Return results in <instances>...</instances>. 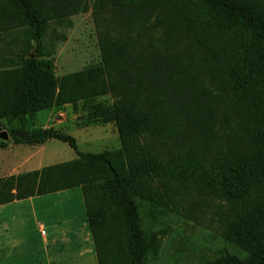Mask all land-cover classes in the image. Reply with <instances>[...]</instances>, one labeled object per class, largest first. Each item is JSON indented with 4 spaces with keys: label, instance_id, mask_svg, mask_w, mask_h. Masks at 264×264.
<instances>
[{
    "label": "trees",
    "instance_id": "16d2710c",
    "mask_svg": "<svg viewBox=\"0 0 264 264\" xmlns=\"http://www.w3.org/2000/svg\"><path fill=\"white\" fill-rule=\"evenodd\" d=\"M89 10L101 63L59 77L31 55L0 70L14 142L77 154L0 178V205L81 188L98 264H147L146 217L192 193L223 208L219 264H264V0H0V33L43 39L50 22ZM80 103L116 126L121 150L83 153L66 132L26 130L39 112Z\"/></svg>",
    "mask_w": 264,
    "mask_h": 264
},
{
    "label": "rangeland",
    "instance_id": "374dc122",
    "mask_svg": "<svg viewBox=\"0 0 264 264\" xmlns=\"http://www.w3.org/2000/svg\"><path fill=\"white\" fill-rule=\"evenodd\" d=\"M31 55L52 60L59 77L101 63V50L92 11L50 22L43 39L38 37L34 28H17L0 33V70L21 67ZM97 101L110 104L114 99L106 95L99 97ZM51 111L60 113L58 116L65 119L60 131L77 140L80 152L101 153L122 149L116 126L93 121L91 110L85 109L82 103L77 108L66 105L54 107ZM47 115L48 111H42L38 116L43 120ZM15 126L17 123L8 126L6 120H0V133L7 132L9 135L8 139L0 138V149L5 148L3 144L7 147L12 140L11 129ZM35 129L37 128L33 126L26 128L29 133ZM29 133L25 135H30ZM76 157V152L67 143L49 141L44 164H59ZM82 209L78 207L79 216H83ZM222 212L219 201L189 193L180 201L177 209L168 214L153 216L150 213L145 222L149 248L147 264H219V260L227 254L226 245L221 239L219 219ZM13 234L21 235L25 240L24 246L15 253L26 264H32L33 259L38 264H46L50 255L65 256L74 253V249L69 251L60 242L55 245L52 237L48 242L50 245L45 246L41 230L35 225H29L23 231H12L0 224V256H6L12 251L10 243ZM10 254L13 256L12 252ZM93 262L98 264L97 257H94Z\"/></svg>",
    "mask_w": 264,
    "mask_h": 264
},
{
    "label": "crops",
    "instance_id": "0c3cea01",
    "mask_svg": "<svg viewBox=\"0 0 264 264\" xmlns=\"http://www.w3.org/2000/svg\"><path fill=\"white\" fill-rule=\"evenodd\" d=\"M48 111V115L41 120L39 112L29 122L35 128H54L61 130L65 119H61L55 111ZM47 143L44 144H16L12 139L7 147L0 152V178L18 175L25 172L39 171L50 165L44 164L47 151ZM54 165V164H52ZM83 208V216L77 214V210ZM0 224L7 229L23 231L29 225H35L50 232L47 240L53 238V243L59 242L74 253L65 256L50 255L46 264H93L96 257L95 244L92 230L88 221L85 199L81 188L68 189L42 196H31L23 200L0 205ZM11 252L6 256H0V264H26L16 256L17 249L24 246L25 240L21 235L13 234L11 237ZM10 242V241H8ZM43 242L45 246L50 244ZM32 264H38L33 259ZM28 264H31L30 262Z\"/></svg>",
    "mask_w": 264,
    "mask_h": 264
},
{
    "label": "water",
    "instance_id": "95a60500",
    "mask_svg": "<svg viewBox=\"0 0 264 264\" xmlns=\"http://www.w3.org/2000/svg\"><path fill=\"white\" fill-rule=\"evenodd\" d=\"M0 138L8 139L9 135L7 132H2V133H0ZM22 138L24 140H30L31 136L30 135H23Z\"/></svg>",
    "mask_w": 264,
    "mask_h": 264
},
{
    "label": "built area",
    "instance_id": "2783aa9c",
    "mask_svg": "<svg viewBox=\"0 0 264 264\" xmlns=\"http://www.w3.org/2000/svg\"><path fill=\"white\" fill-rule=\"evenodd\" d=\"M41 236L44 239L45 243H47L48 242V240H47L48 237H47V231L45 229H41Z\"/></svg>",
    "mask_w": 264,
    "mask_h": 264
}]
</instances>
